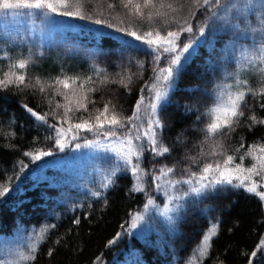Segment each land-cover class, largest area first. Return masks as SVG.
<instances>
[{"label":"trees","instance_id":"16d2710c","mask_svg":"<svg viewBox=\"0 0 264 264\" xmlns=\"http://www.w3.org/2000/svg\"><path fill=\"white\" fill-rule=\"evenodd\" d=\"M113 2L118 5V0ZM223 2L241 3L243 0ZM96 10L104 12L102 17L96 18L112 24L118 23L113 16L117 13L123 15L125 11L119 6L108 10L104 0H100ZM186 12L187 8L184 14ZM210 14L205 8L197 10L195 17L190 18L193 33H183L181 42H189L190 36L202 40L197 27ZM257 15H249V24L258 30L247 31L227 59L223 49L231 40V34L218 33L214 48L210 51L208 44L200 45L197 54L180 74L175 90L169 93V103L160 114L164 123L162 139L171 151L155 159L148 151L143 154L144 192L130 191L135 181L130 173L125 172L114 177L115 183L109 188L102 187L110 170L109 163L102 159L105 153L95 148L75 147L77 143L83 145L85 140L97 139L92 133L80 132V138L75 141L69 136L64 151L55 147L54 139H47L53 130L36 122L22 106L27 105L39 114L48 113V124L68 128L69 125L62 121L64 109L56 105L69 104V101L63 95H57L54 88L46 87L44 93L39 92L38 86L21 90L13 85L0 90V186L9 188V193L0 197V244L15 245L21 232L20 244H27V237L47 227L34 264H187L203 234L218 221L217 235L210 241L208 255L197 264H264V250H260V243L264 241V202L254 194L243 189H230L202 201L188 197L179 202L185 207L178 214H171L177 218L169 226L159 215L169 203L167 196L163 192L157 193L152 182L153 173L161 167L175 169L172 179H187L190 172H199L202 163L217 159L202 158L198 153L209 151L208 146L202 144V129L210 122L204 113L211 104L210 97L222 82L233 84L232 91H235L234 76L239 75L248 81L247 88L242 90L253 89L259 93L261 78L258 72L237 59L243 49L252 51L253 42L257 47L264 42V25L259 24ZM4 17L0 13V72L7 71L12 61L24 57L31 61L25 74L32 85H35L36 78L47 85L61 73L91 76L95 81L85 85L86 89H95L87 93L88 111H76L75 98L69 105L73 108L69 113L73 123L79 122L80 117L92 118L94 123L98 110L102 111L105 104L124 116H130L140 89L153 75V68L166 64L162 59L158 66L154 65L152 56L146 54V46L141 42L134 41L138 45L136 48H122L115 38H132L107 28L105 24L96 25L90 20L72 17H59L50 19L57 23H44L42 17L36 15L30 22L43 28L40 29L42 33L30 35L26 33V27L12 24L10 16L6 22ZM240 27L245 29L244 24ZM146 29L145 24L142 30ZM97 30L111 33L112 38L98 40ZM209 31L206 29V35ZM95 69L103 71L97 74ZM129 76L131 83H127ZM105 77L107 82L101 83ZM122 79L127 87L120 83ZM59 90L67 91L71 96L70 90L62 86ZM261 104H264V95L246 97L241 108L244 116L224 141L230 154L237 155L231 150L240 147L242 139L245 148L253 142H264V125L253 124L249 119L252 115L264 118ZM181 133L183 142L177 143V136ZM99 139L117 149L120 147L112 140ZM40 150L51 151L52 155L36 161L24 155ZM190 157H197L199 162L192 163ZM22 165L26 167L22 168ZM185 168L189 172H185ZM187 188V185H179L171 194L180 195ZM94 192L101 195L94 196ZM149 197L154 199L155 205L145 212ZM137 213L143 214L144 220L136 228H131V218ZM77 219L79 224L73 222ZM118 233L120 238L116 239ZM110 240L116 242L109 245ZM253 252L257 253L255 257Z\"/></svg>","mask_w":264,"mask_h":264},{"label":"snow or ice","instance_id":"6c2138e0","mask_svg":"<svg viewBox=\"0 0 264 264\" xmlns=\"http://www.w3.org/2000/svg\"><path fill=\"white\" fill-rule=\"evenodd\" d=\"M108 10H115L118 6L125 10L123 15L117 13L113 19L117 20V24L106 22L97 16H103L104 12L97 11L96 5L100 0H0V13L18 15L26 12L28 15L38 13L44 23H57L49 19L55 15L59 17H72L79 20H90L96 25L105 24L107 28L114 29L117 33L132 39H124L121 36L116 37L122 48H136L138 45L134 43L141 42L146 46L144 51L152 56L154 65H159L161 60L166 61L164 67H154L153 75L150 82L140 89V95L136 100L130 116H124L113 109L109 104H105L103 110H98L99 114L92 118L85 119L80 117L79 122H71L69 113L73 112V108L69 105L75 98L76 111L84 109L88 111L87 96L88 92L95 91L94 88H85L88 83H95L91 76H68L61 73L60 76L53 78L52 82L43 83L40 78H36L35 85L28 82L26 77V69L30 64L28 58H18L7 66V71L0 72V90H6L9 86H15L18 89L39 87V92L44 93L46 87L54 88L57 95H63L69 104L61 105L57 103V108H63L64 114L62 121L68 124V128L58 126V124H48V113L39 114L27 105L22 107L35 118L38 123L46 124L48 128L53 130L47 139H54L55 147L60 151H64L68 144V137L72 141L78 140L80 132H89L97 137L95 140H85L83 145L77 143L75 147L95 148L97 151L105 153L102 159L109 163L110 170L106 176V182L102 187L107 189L115 183L114 177L119 173H130L134 178V185L130 191L144 192V177L146 175L143 167V154L148 151L152 154L153 159L158 156L169 154L171 149L163 142L164 123L160 117L161 112L169 103V93L175 90L180 74L183 72L191 59L197 54V49L202 44H208L209 50L214 48L215 36L218 33L229 32L231 40L225 45V59L230 52L233 51L237 42L244 38L247 31L256 32L258 29L251 27L249 24V15H257L260 25H264V0H243L241 3L230 2L225 4L223 0H104ZM89 6H91L89 8ZM187 8L186 14L184 10ZM205 8L211 14L197 27L199 37L202 40H196L189 37V42L182 43L181 35L183 33L192 34L193 27L190 22L191 17H195L196 11ZM127 19V23H126ZM133 21L139 22L138 24ZM146 30H142L144 25ZM244 24L245 29L241 30L240 25ZM173 25L175 27H173ZM206 29L210 31L206 35ZM239 33V34H238ZM96 38L104 41L111 39V33L105 31L96 32ZM195 44V46H194ZM252 51L247 49L241 51L238 59L243 60L247 65L255 69L260 76V91L248 89V81L242 79L239 75L234 76L236 90L232 91L234 85L222 82L215 93L210 97L211 104L207 107L204 115L210 120L202 129L204 139L202 144L208 146L209 151L201 150L199 157L208 158L215 157L217 159L204 162L199 172H190L187 179H172L174 173L173 167H161L158 172L152 175V182L157 193L163 192L168 199L163 211L159 213L164 217L167 224L171 226L178 214L185 205L179 203L188 197H195L197 201H202L228 190L243 189L246 193L254 194L261 202H264V142L253 144L247 148L241 140L240 147L235 148L237 155L230 154V149L225 144V139L229 134L235 131V127L239 124L240 118L244 116L241 110L242 105L248 95H264V42L257 47L255 42L251 45ZM187 54V55H185ZM139 67H143V63H139ZM243 67V65L241 66ZM20 70V71H17ZM97 74L102 69L94 70ZM232 75V74H227ZM131 76L127 77V83H131ZM78 81H82L78 84ZM107 77L101 83H106ZM121 84L127 87V83L122 79ZM78 85V86H77ZM59 86L65 90L71 91L60 92ZM147 90L148 95H145ZM148 103H145V101ZM50 104L51 100L48 101ZM110 103V102H109ZM264 108V104L260 105ZM191 109H186L190 111ZM111 112V115L108 113ZM53 115L55 112L53 111ZM199 119V116L197 117ZM253 124L259 123L264 125V118L258 119L255 115L249 117ZM59 123V122H58ZM183 133L178 134L177 143H182L181 137ZM99 137L104 140H112L113 144H105ZM244 149V151H241ZM25 156L31 157L33 161L39 160L42 156H51V151L25 152ZM192 163H198L197 157L189 158ZM249 161V163H245ZM26 165H22V168ZM185 172H189L187 168ZM179 185H187V190L180 195H173L172 189H178ZM9 193V188L0 186V197ZM94 196L99 197L100 192H94ZM176 203H173V202ZM155 205L153 198L149 197L145 204V212ZM171 205V206H169ZM144 220V215L137 213L131 218V228H136L137 224ZM79 224V220L73 221ZM218 221L211 224L209 229L202 236V240L197 248L193 250L191 258L187 264H197L198 261L208 255L210 241L217 235ZM47 227L41 228L27 237L28 243L21 245L20 241L23 233H19L15 245L8 243L0 244V264H34L39 244L45 239ZM120 238L117 234L116 239ZM116 240H110L109 245L115 243ZM26 248V251L23 250ZM260 250H264V241L260 243ZM48 255H52L49 250ZM256 252L252 253L255 257ZM99 259V258H98ZM251 264V262H250Z\"/></svg>","mask_w":264,"mask_h":264},{"label":"rangeland","instance_id":"374dc122","mask_svg":"<svg viewBox=\"0 0 264 264\" xmlns=\"http://www.w3.org/2000/svg\"><path fill=\"white\" fill-rule=\"evenodd\" d=\"M2 15L5 16L4 19L6 20V22L8 21L7 17L10 16L12 18V24H20V26H22V28L26 27V31H27L26 33H28L30 35L35 34L37 32L39 34L42 33V32H40V29H43V28L37 27V26H35V24L33 22H30V19L33 18L34 16H36V15L40 16V14H38V13H33L31 16L28 15L26 12H22L18 15H11V14H5V13H2ZM56 18H59V16L52 15L49 17V19H52V20H54ZM67 56H68V54H67ZM165 66H166V64H165ZM149 82H150V80H149ZM145 95H148L147 90L145 92ZM145 103H148V101L146 100ZM192 128H193V126L190 127V129H192Z\"/></svg>","mask_w":264,"mask_h":264}]
</instances>
